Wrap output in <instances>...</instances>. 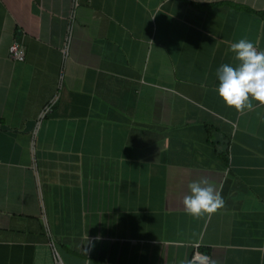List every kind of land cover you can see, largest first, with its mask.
<instances>
[{"label": "crops", "instance_id": "0c3cea01", "mask_svg": "<svg viewBox=\"0 0 264 264\" xmlns=\"http://www.w3.org/2000/svg\"><path fill=\"white\" fill-rule=\"evenodd\" d=\"M240 39L264 0H0V264H264V105L217 93Z\"/></svg>", "mask_w": 264, "mask_h": 264}, {"label": "clouds", "instance_id": "9594fccd", "mask_svg": "<svg viewBox=\"0 0 264 264\" xmlns=\"http://www.w3.org/2000/svg\"><path fill=\"white\" fill-rule=\"evenodd\" d=\"M230 51L238 63L235 66L225 63L217 69V93L227 106L243 114L253 109V101L264 105V51L247 39L232 43ZM187 187L189 191L182 204L188 215L211 217L224 207L221 191L207 177L190 181ZM86 243H90L88 237ZM88 250L83 248L85 254ZM188 264H216V261L196 253Z\"/></svg>", "mask_w": 264, "mask_h": 264}, {"label": "built area", "instance_id": "2783aa9c", "mask_svg": "<svg viewBox=\"0 0 264 264\" xmlns=\"http://www.w3.org/2000/svg\"><path fill=\"white\" fill-rule=\"evenodd\" d=\"M77 4V0H72V7H74ZM70 30V23L67 26V36L65 38V40L63 41V44L61 46V51L62 54L64 55L66 53L67 50V42H68V33ZM8 57L14 60H22L24 57V47L23 44L21 43L20 40L18 39H13L11 40L9 46H8ZM55 101V98L50 99L41 109L40 111V116H42L44 113H47L51 110L53 103ZM196 253H201L196 249H193L191 255H190V259L189 261L192 259V257L196 254ZM204 254V253H202ZM206 255V254H204ZM54 258L57 264H61L60 263V259L58 257V255L56 253H54Z\"/></svg>", "mask_w": 264, "mask_h": 264}]
</instances>
